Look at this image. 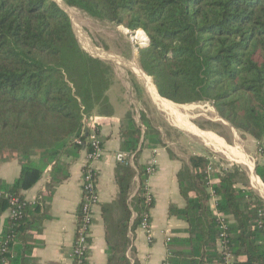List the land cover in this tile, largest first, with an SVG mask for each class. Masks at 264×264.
<instances>
[{"label":"trees","instance_id":"obj_1","mask_svg":"<svg viewBox=\"0 0 264 264\" xmlns=\"http://www.w3.org/2000/svg\"><path fill=\"white\" fill-rule=\"evenodd\" d=\"M60 1L93 19L143 31L148 45L138 48V63L157 95L178 105L208 102L221 120L257 142L262 161L254 171L264 185V0ZM112 85L111 66L82 49L56 2L0 0V153L8 151L21 163L19 176L11 185L0 181V191L22 203L23 192L45 171L64 172L60 158L84 151L75 141H86V119L111 116L107 93ZM140 121L143 131L128 113L121 129L122 151L134 154L135 162L142 149L163 146L161 133L144 113ZM188 162L192 171L185 168L178 175L185 207L169 210L187 224L188 236L171 241L176 249L166 263L222 264L218 224L206 192L210 162L202 155ZM135 166L139 188L133 211L128 201L136 172L130 165H118L116 171L121 213L115 227L123 247L129 229H137L153 206L145 199V167ZM237 174V169L220 170L212 185L217 212L231 218L225 221V246L235 264H264V202L247 185L238 187ZM8 207L0 198V218ZM39 210L25 205L16 221L5 222L0 264H14L12 244L4 253L2 243L12 233L19 238L28 217ZM133 213L137 217L130 227ZM115 252L109 243L107 264H129Z\"/></svg>","mask_w":264,"mask_h":264},{"label":"crops","instance_id":"obj_2","mask_svg":"<svg viewBox=\"0 0 264 264\" xmlns=\"http://www.w3.org/2000/svg\"><path fill=\"white\" fill-rule=\"evenodd\" d=\"M113 86L114 84L107 93L112 107L111 116L93 114L86 119L87 123L97 125L104 148L101 159L91 165L97 175L98 203L94 207L87 264H107L108 259H111L112 255L108 253V247L109 243L116 247L115 225L121 213L116 182L119 164L115 155L122 150L121 129L125 116L130 112L124 102L125 98L113 93ZM133 119L137 124L134 117ZM161 140L163 146L142 149L137 154L136 162L133 160L131 164L136 175L131 182L129 199L135 197L139 188L135 165L145 167L152 158L158 162L155 172L145 182L153 204L149 210V233L152 241L150 243L147 241L146 233L139 227L135 230L129 229L127 238L130 240V247L125 252L129 264H165L168 252L176 249L175 245H171V241L188 236L187 224L169 212L171 208L185 207V201L179 190L178 175L188 168L184 169L185 164H182L183 161L179 160L165 144L162 136ZM167 150L172 153V157ZM85 157L84 151L75 157H61L59 166L64 172L54 173L48 169L32 188L23 192L26 205H37L40 210L37 216L28 217V226L26 225V229L11 246V259L14 260V264H70L69 255L75 241L77 215L81 202V179ZM20 165V158L16 155L0 161V181L11 185L19 176ZM188 170L190 171L191 168ZM212 178L214 185L217 182L214 174ZM210 203L209 201V206ZM227 219L231 221L230 217ZM7 220L8 213L5 211L0 218V236ZM135 220L133 213L130 227ZM167 237H170V242L166 241ZM114 256L118 258L117 251ZM3 263L9 264L6 260ZM117 264L120 262L118 261Z\"/></svg>","mask_w":264,"mask_h":264},{"label":"rangeland","instance_id":"obj_3","mask_svg":"<svg viewBox=\"0 0 264 264\" xmlns=\"http://www.w3.org/2000/svg\"><path fill=\"white\" fill-rule=\"evenodd\" d=\"M52 1L56 2L68 15L74 34L82 49L87 50L86 52L92 57L101 59L111 66L114 81L112 91L125 98L124 102L137 124H141L139 117L141 113H144L151 125L160 131L165 144L178 156L179 160L183 161L184 169L190 168L188 160L191 156L205 155L213 166L214 175L218 174L221 169H237L238 174L235 181L238 187L245 184L252 190L249 184L248 171L244 165L228 160L221 153L204 145L186 130L185 124L188 123L196 130L213 135L228 147L240 150L252 163L253 171L256 165L262 161L257 142L247 135L240 134L228 123L221 120L213 106L208 102L177 105L184 109L180 110L184 119L174 118L170 113L156 106L148 97L143 85L128 67L131 60H135L140 67L137 56L138 48L143 47L138 39V33L141 34L140 31L133 32L123 26H115L108 21L93 19L76 8L66 7L60 0ZM90 47L93 52L88 49ZM99 54L101 55L99 56ZM103 55L107 57L105 58ZM116 59L123 63H118ZM135 87H138V93ZM13 156L15 155L4 151L0 153V161ZM252 192L258 196L253 190ZM134 202L135 197L128 201L132 211L134 210ZM115 246L118 258H120L125 256V252L129 249L130 240L128 245L123 247L122 242L116 238Z\"/></svg>","mask_w":264,"mask_h":264},{"label":"built area","instance_id":"obj_4","mask_svg":"<svg viewBox=\"0 0 264 264\" xmlns=\"http://www.w3.org/2000/svg\"><path fill=\"white\" fill-rule=\"evenodd\" d=\"M141 31V30H137ZM136 32V31H135ZM145 39L139 41L140 45L145 47L148 43V38L143 31H141ZM86 132L87 137L86 141L77 139L75 142L77 145L83 146L85 152V164L83 166V174L81 179V202L78 209L77 215V227L75 233V241L72 248V251L69 255L70 264H87L88 252L90 249V240H91V231L93 225V214L94 207L98 203V191H97V175L95 171L91 168V165L101 159L103 156V144L99 137L98 127L95 123L84 122L83 132ZM83 135V134H82ZM89 149V151L87 150ZM134 154L127 153L125 151H120L115 155V159L119 165H130L133 162ZM157 160L152 158L147 165L145 166V174L149 177L151 176L157 167ZM225 170V169H221ZM207 174V183L206 191L209 195L210 208L215 217V220L218 224L219 236L217 240L218 251L222 255V264H235V259L233 255L227 252L225 246V238L227 231V217L216 210V205L218 198L215 195L212 184H213V166L209 163L206 172ZM0 198L7 199L9 202V207L7 209L8 220L16 221L20 216V209L26 205L24 202H19L18 198L11 196L10 194L0 191ZM145 199L147 205L152 203V198L146 190ZM135 217L137 215L135 214ZM149 213L141 216V221L139 228L146 233V239L150 243L152 241V236L149 233ZM16 240V235L12 233L6 238L2 243V252L6 253L7 247ZM167 242H170V237H167ZM170 252H168V257ZM167 261V260H166ZM4 262V261H3ZM165 264H167L165 262Z\"/></svg>","mask_w":264,"mask_h":264},{"label":"bare ground","instance_id":"obj_5","mask_svg":"<svg viewBox=\"0 0 264 264\" xmlns=\"http://www.w3.org/2000/svg\"><path fill=\"white\" fill-rule=\"evenodd\" d=\"M139 32V31H138ZM141 32V31H140ZM138 39L140 41H143L145 39V36H143L142 32L141 34L138 33ZM86 41V40H85ZM89 46V45H88ZM91 52H93V49L90 47L88 48ZM87 51V50H86ZM97 51V50H96ZM95 51V52H96ZM101 53V52H100ZM98 54V53H96ZM101 54H99L100 56ZM98 56V55H97ZM102 57V56H101ZM105 57V55H103ZM107 57V56H106ZM105 57V58H106ZM110 57V56H109ZM110 59V58H108ZM118 60V63H123L121 60ZM115 60V61H116ZM117 62V61H116ZM128 67L130 71L136 76V78L140 81V83L143 85L145 92L147 93L148 97L152 100V102L161 108L162 110L167 111L174 116V118H180L184 119L183 115L180 113V110L183 108H180L173 103L161 99L153 85L151 84L150 80L147 78V76L143 73L141 68L138 66L135 60H131L130 63H128ZM184 110V109H183ZM165 113V112H164ZM169 116V115H168ZM174 120V119H173ZM175 121V120H174ZM175 124V123H174ZM177 126V125H176ZM186 130L194 137L199 139L204 145H206L209 148L214 149L218 153H221L222 156H224L226 159L235 161L239 164H242L246 167L248 171V178H249V184L251 185L252 189L258 196H260L264 201V185L259 180V178L255 175L253 171V165L249 161V159L246 157L245 154H243L240 150H236L234 148L228 147L226 145H223L221 142L217 140L213 135L207 134L205 132H201L199 130H196L194 127H192L190 124H185Z\"/></svg>","mask_w":264,"mask_h":264},{"label":"water","instance_id":"obj_6","mask_svg":"<svg viewBox=\"0 0 264 264\" xmlns=\"http://www.w3.org/2000/svg\"><path fill=\"white\" fill-rule=\"evenodd\" d=\"M147 45H148V43H147ZM168 101V100H167ZM174 104V103H173ZM255 173V172H254ZM256 175V174H255ZM260 197V196H259ZM261 198V197H260ZM262 199V198H261ZM263 200V199H262Z\"/></svg>","mask_w":264,"mask_h":264}]
</instances>
